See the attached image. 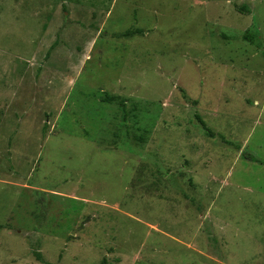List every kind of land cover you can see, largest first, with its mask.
Masks as SVG:
<instances>
[{
    "label": "rangeland",
    "instance_id": "rangeland-1",
    "mask_svg": "<svg viewBox=\"0 0 264 264\" xmlns=\"http://www.w3.org/2000/svg\"><path fill=\"white\" fill-rule=\"evenodd\" d=\"M48 262L264 264V0H0V264Z\"/></svg>",
    "mask_w": 264,
    "mask_h": 264
},
{
    "label": "trees",
    "instance_id": "trees-1",
    "mask_svg": "<svg viewBox=\"0 0 264 264\" xmlns=\"http://www.w3.org/2000/svg\"><path fill=\"white\" fill-rule=\"evenodd\" d=\"M141 32H142V31L137 30V29H136V30H126V31H124V32L116 33L115 36H116V37L130 38V37L134 36L135 34H139V33H141ZM184 97L187 98V95L184 94ZM193 103H195V101H193ZM195 118L197 119V121L199 122V124L201 125V127L203 128V130L206 132V134H207L208 136H210V137H214V136L217 135V136L222 140V142H224V143H226V144H229V145H230V144H231V145L233 144L232 142L227 141L222 135L217 134V133H215L214 131H212V130L206 125V123L203 121V119L200 117L199 114L196 113V114H195ZM242 155H243L246 159H250V160H253V161H258L255 157H253V156H251V155H249V154H247V153H245V152H243ZM258 162H261V161H258ZM35 257H36L37 260L44 262L40 253H35ZM46 264H52V263H49V262H48V263H46Z\"/></svg>",
    "mask_w": 264,
    "mask_h": 264
}]
</instances>
